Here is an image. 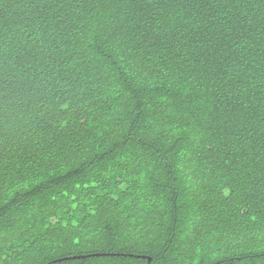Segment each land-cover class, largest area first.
Instances as JSON below:
<instances>
[{"label":"trees","instance_id":"1","mask_svg":"<svg viewBox=\"0 0 264 264\" xmlns=\"http://www.w3.org/2000/svg\"><path fill=\"white\" fill-rule=\"evenodd\" d=\"M0 264H264V0H0Z\"/></svg>","mask_w":264,"mask_h":264}]
</instances>
